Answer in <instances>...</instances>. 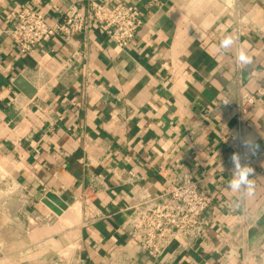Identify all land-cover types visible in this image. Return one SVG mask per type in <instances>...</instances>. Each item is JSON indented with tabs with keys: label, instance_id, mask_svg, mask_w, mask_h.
Instances as JSON below:
<instances>
[{
	"label": "crops",
	"instance_id": "0c3cea01",
	"mask_svg": "<svg viewBox=\"0 0 264 264\" xmlns=\"http://www.w3.org/2000/svg\"><path fill=\"white\" fill-rule=\"evenodd\" d=\"M120 1L143 18L127 50L92 24L23 55L7 34L20 8L52 24L69 6L86 15L88 2L0 0V264H110L121 250L133 264H264V0ZM241 48L250 65L237 64ZM243 90L256 103L241 124ZM242 149L263 154L253 194L220 174ZM182 172L209 182V227L190 248L151 258L125 224L139 193H161ZM87 194L105 219L86 217ZM48 195L66 204L62 216Z\"/></svg>",
	"mask_w": 264,
	"mask_h": 264
},
{
	"label": "built area",
	"instance_id": "2783aa9c",
	"mask_svg": "<svg viewBox=\"0 0 264 264\" xmlns=\"http://www.w3.org/2000/svg\"><path fill=\"white\" fill-rule=\"evenodd\" d=\"M87 13H78L77 7L69 6L61 21L48 23L45 16L30 7H23L14 15L11 28L7 34L23 55L31 54L40 45L53 38L65 42L79 34L90 32L92 24L104 32L115 46L125 51L135 40L143 24L142 12L137 6H129L120 0H87ZM264 93V88L261 90ZM256 103V98L243 90L238 105V116L241 124L248 110ZM209 113V111H207ZM236 153L241 156L242 166L247 165L257 173L261 152L247 150L234 151L225 169L220 173L227 177L234 176L231 160ZM95 187V186H93ZM93 190V188H92ZM13 191H17L14 188ZM132 213L125 224V232L132 243L158 259L165 254L173 243L182 249H188L200 240L207 232L209 222L207 213L212 207L213 198L209 190V182L205 178L196 179L190 172H182L161 193H139ZM86 217L90 221L103 220L107 216L102 213L89 194L84 196ZM221 209H232L229 201L219 204ZM122 252L117 251L118 253ZM126 252V251H124ZM125 258L113 255L110 264H133L129 253Z\"/></svg>",
	"mask_w": 264,
	"mask_h": 264
},
{
	"label": "clouds",
	"instance_id": "9594fccd",
	"mask_svg": "<svg viewBox=\"0 0 264 264\" xmlns=\"http://www.w3.org/2000/svg\"><path fill=\"white\" fill-rule=\"evenodd\" d=\"M233 44H234L233 37L229 35L221 41L220 47L224 49H228ZM236 62L241 66H247L252 63V57L248 55L244 49L241 48L236 56ZM242 146L252 151L256 147L254 138L252 137L243 138ZM231 160L234 166V176L233 179L230 181L231 188L234 190H239L241 185H246L249 187V194H253L252 191L253 181L249 179V176L250 174H254V169L247 165L242 166L240 163L241 156L237 155L236 153L232 155Z\"/></svg>",
	"mask_w": 264,
	"mask_h": 264
},
{
	"label": "water",
	"instance_id": "95a60500",
	"mask_svg": "<svg viewBox=\"0 0 264 264\" xmlns=\"http://www.w3.org/2000/svg\"><path fill=\"white\" fill-rule=\"evenodd\" d=\"M15 86L18 90H20L24 95H26L28 98H33L35 95V89L34 87L27 82L23 77H19L17 79V82L15 83ZM48 198L53 199L61 208H56L55 206H52L47 202V200H43V204H47L48 207L58 216L62 215L63 211L67 209L66 204H64L61 200L56 199V197L52 195H48Z\"/></svg>",
	"mask_w": 264,
	"mask_h": 264
},
{
	"label": "rangeland",
	"instance_id": "374dc122",
	"mask_svg": "<svg viewBox=\"0 0 264 264\" xmlns=\"http://www.w3.org/2000/svg\"><path fill=\"white\" fill-rule=\"evenodd\" d=\"M63 214H64V213H63ZM63 214H62V215H63ZM62 215H61V216H62ZM32 224H33V226H34V223H32ZM11 252H12V250H11ZM12 256H13V255H12ZM17 258H18L17 256H16V257L14 256V257L12 258V260H10V262L7 261V263L4 262V263H2V264H21V263L19 262V260L17 261ZM29 259H30V260H29ZM29 259H28V261L25 262L24 264H32V261H31L32 258H29Z\"/></svg>",
	"mask_w": 264,
	"mask_h": 264
},
{
	"label": "bare ground",
	"instance_id": "6f19581e",
	"mask_svg": "<svg viewBox=\"0 0 264 264\" xmlns=\"http://www.w3.org/2000/svg\"><path fill=\"white\" fill-rule=\"evenodd\" d=\"M9 192H10V191H9ZM11 192H12V189H11ZM11 192H10V193H11ZM16 192H17V191H16ZM12 193H13V192H12ZM14 193H15V192H14ZM14 193H13V194H14ZM2 195H4V193H3ZM2 198H3V197H2ZM8 201H9V200H8ZM31 222H32V221H31ZM32 225H33V224H32ZM32 229H33V228H32ZM39 230H40V229H39ZM31 231H32V230H31ZM31 231H30V232H31Z\"/></svg>",
	"mask_w": 264,
	"mask_h": 264
}]
</instances>
